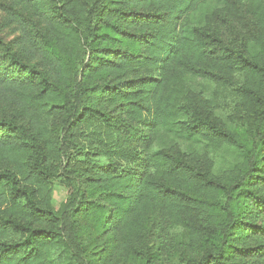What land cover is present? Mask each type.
Listing matches in <instances>:
<instances>
[{
    "label": "trees",
    "instance_id": "trees-1",
    "mask_svg": "<svg viewBox=\"0 0 264 264\" xmlns=\"http://www.w3.org/2000/svg\"><path fill=\"white\" fill-rule=\"evenodd\" d=\"M0 10V264H264V0Z\"/></svg>",
    "mask_w": 264,
    "mask_h": 264
},
{
    "label": "rangeland",
    "instance_id": "rangeland-1",
    "mask_svg": "<svg viewBox=\"0 0 264 264\" xmlns=\"http://www.w3.org/2000/svg\"><path fill=\"white\" fill-rule=\"evenodd\" d=\"M4 17H5V13L0 10V26L2 25V21ZM237 23H238V19H237ZM243 25H244V21H243ZM227 32H232V29L228 28ZM0 33L8 41L13 40L15 37H17V33L14 32L13 28H7V29L0 28ZM67 194H68V190L64 187L62 183H60L59 181L54 183L53 192H52V203L55 209H59L61 203L67 197Z\"/></svg>",
    "mask_w": 264,
    "mask_h": 264
}]
</instances>
